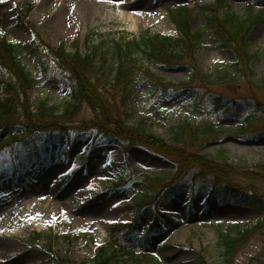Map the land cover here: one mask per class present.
Instances as JSON below:
<instances>
[{
	"label": "rangeland",
	"instance_id": "rangeland-1",
	"mask_svg": "<svg viewBox=\"0 0 264 264\" xmlns=\"http://www.w3.org/2000/svg\"><path fill=\"white\" fill-rule=\"evenodd\" d=\"M45 1L0 0V42L4 38L28 42L34 34L53 50L65 44L68 52H74L78 42L84 54L88 37L95 45L108 39L131 40L146 32L177 37L167 10L184 4L197 9L193 28L207 33L206 10L214 3L125 0L132 5L127 9L122 0H88L101 6L94 8V16L57 28L56 11L46 10ZM228 1L240 15L250 6L255 13L264 8V0ZM28 7V17L20 22L19 12ZM248 43L258 53L251 64L253 78L245 71L248 75L231 87L205 85L199 79L191 91L167 92L142 76L134 102L121 109L129 116L130 126L143 125L168 143H173L178 124L197 129L200 141L193 152L237 170L239 175L230 185L217 183L213 175L199 176L200 171L151 148L106 139L95 129V114L87 105L67 120L73 141L69 154L62 155L54 146L43 148V156L37 157L31 143L3 148L9 134L1 132L0 238H8L16 255L0 256V264H93L98 247L110 239L111 228L118 224L136 225L134 243L143 248L137 253L143 254L146 264H264V24L254 29ZM21 61L36 77L29 102L36 107L47 99L61 113L71 95L66 82L55 71L39 75L29 57ZM235 62L231 51L220 47L210 34L205 36L197 54L199 73L212 75L217 63ZM155 69L164 81L174 83L188 81L193 74L190 66ZM220 96L236 108L229 112L228 104L221 107ZM241 118L253 123L237 133ZM35 143L39 149L43 146ZM186 143H191L190 137ZM146 197L151 206L143 210L136 199ZM96 204L107 211V219L98 218L100 213L92 217L83 212ZM244 230L251 231L247 242L226 257V238ZM38 234L44 236L40 241ZM144 235L147 238L141 240Z\"/></svg>",
	"mask_w": 264,
	"mask_h": 264
},
{
	"label": "trees",
	"instance_id": "trees-1",
	"mask_svg": "<svg viewBox=\"0 0 264 264\" xmlns=\"http://www.w3.org/2000/svg\"><path fill=\"white\" fill-rule=\"evenodd\" d=\"M30 11L28 7L19 13L20 22L25 21ZM206 12L207 33L193 28L195 9L186 6L171 8L169 16L178 32L177 37L146 32L131 40L108 39L96 45L88 37L84 54L78 50V42L73 46L74 52H68L65 44L53 50L49 45L43 44L38 36L28 43L20 44L2 40L0 134H9L3 140L2 147L27 143L33 136H39L44 145L59 144L62 138L70 140L67 120H72L81 106L87 105L95 114V129L100 130L106 139L151 148L159 154L172 157L179 164L189 165L190 168L200 171L199 176L213 175L217 183L226 182L230 185L232 179L239 175L237 170L226 162L218 164L193 152L196 142L200 141L197 129L191 125L178 124L173 132V143H168L149 133L143 125L130 126L129 116L121 111L134 102L135 95L140 90L139 80L142 76L159 83L167 92L180 89L191 91L195 89V81L199 79L205 85L231 87L248 75L245 71L250 73L251 78L254 77L251 64L258 57V53L251 50L248 40L254 29L264 24V8L255 13L254 7L250 6L245 15H240L233 10L228 0H215L213 5L207 7ZM207 34L220 47L231 51L236 58L232 65L217 63V70L212 75H203L197 69V54ZM23 56L32 59L38 74L48 76L55 71L58 73L57 78L66 82L71 95L69 103L61 113L59 108L50 106L47 99L42 100L36 107L29 102L28 92L34 88L36 78L21 61ZM183 66H190L193 74L188 81L177 83L164 81L155 69ZM225 99L227 98L220 96L217 102L221 107L228 104L229 112L233 111L236 106H231L232 102ZM241 119L247 126H240L239 132H244L251 127L253 120ZM188 137L191 138V143L187 145ZM250 190L254 191L252 188ZM147 200L148 198H137L136 203L143 209L149 206ZM134 229L133 226L112 228L110 241L98 250L93 264H146L143 254H136L137 247L129 243ZM250 234V230H244L236 237L228 236V240L223 243L225 256L232 257L245 245ZM41 237L38 235L37 240ZM66 239L69 240V237ZM51 247L49 243V248Z\"/></svg>",
	"mask_w": 264,
	"mask_h": 264
},
{
	"label": "bare ground",
	"instance_id": "bare-ground-1",
	"mask_svg": "<svg viewBox=\"0 0 264 264\" xmlns=\"http://www.w3.org/2000/svg\"><path fill=\"white\" fill-rule=\"evenodd\" d=\"M124 1L125 0H122V2L120 1L124 8L128 9L132 6ZM42 6L46 10L56 11L54 17L55 18L58 17L57 21L59 24L57 25V28L71 26L75 22H77L81 17L85 18V17H91L92 15L94 16V8L101 7L96 3L88 0H46L42 4ZM74 197L75 196H71V199H73ZM83 212H88V214L92 217L100 213L101 215L98 218L101 219L103 218L107 219L108 216L107 211H105L104 207L99 206L97 204ZM23 219H26V216H23ZM0 236L2 237L1 234ZM19 253L20 252H17V254ZM15 255H16L15 249L13 248V245L9 242L8 238H3V239L0 238V256H4L5 258L7 257L10 258Z\"/></svg>",
	"mask_w": 264,
	"mask_h": 264
}]
</instances>
